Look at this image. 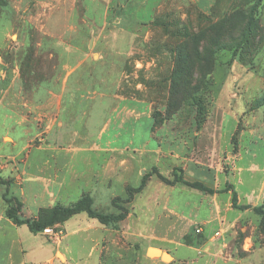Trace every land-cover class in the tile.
I'll return each mask as SVG.
<instances>
[{"label": "rangeland", "instance_id": "1", "mask_svg": "<svg viewBox=\"0 0 264 264\" xmlns=\"http://www.w3.org/2000/svg\"><path fill=\"white\" fill-rule=\"evenodd\" d=\"M143 1L157 7L151 13L147 43L143 41L136 47V53L127 56L121 54L124 49L117 51L118 45L108 44L111 39L108 45L94 44L95 38L91 46L87 42L83 46L87 60L80 65V56L71 59V69L75 71L68 79L72 88L68 98L72 104L68 122L61 129L57 125L49 129L42 121L32 125L29 107L37 95L32 91V82L47 86L56 77V86L59 85L58 78L65 75L59 71V65L68 62L70 54L66 42L75 38L79 41L85 21L106 25L104 33L109 34L114 26L123 24L125 27L132 17L130 7L140 6ZM214 1L114 0L112 3L110 0L99 13V4L93 0H0V56L3 61H0V102L12 106L14 121L4 127L0 125V177L5 181L0 184V216L7 218V210L16 207L14 199L23 203L20 218L34 220L43 218L46 211L56 206L70 207L84 196L91 198L92 209L99 213L126 214L122 221L102 225L81 212L41 233L51 252L59 243L69 249L72 264H225L214 256L217 248L218 257L233 264L249 259L248 256L264 247L262 215L253 210L258 207L264 211L263 197L257 205L239 210L234 209L232 200L225 196L202 199L198 190L181 184L172 187L159 177L173 180L176 173L189 182L200 179L209 187L224 189L230 185L233 190L244 180L238 185L239 192L260 191L264 177V146L255 152V144L263 142L251 137L253 134L264 136V43L256 54L246 55L252 58L250 65H243L238 59L230 60V52L218 54L208 86L204 85V77L195 73V85L200 91L197 94L189 92L186 95L184 85L176 82L171 86L168 81L175 58L172 51L179 39L174 33L179 25L187 24L197 34L200 25H207L205 21L199 24L201 12L212 16L215 7L217 16L211 19L216 22L231 13L236 2L243 4L248 0H217L216 4ZM253 2L256 18L263 29L258 33L260 36L264 34V0ZM162 21H167L166 28L157 24ZM27 23L32 27L26 26ZM21 33L32 34L30 39L33 38L36 47L34 56H29V39L19 40ZM231 36H240L237 27L231 31ZM114 51L118 53L115 55ZM17 56H21L19 73L23 82L10 87ZM143 65L146 68L141 72ZM117 85L121 86L119 92L124 91L128 96L131 92L137 93L135 87L142 85L140 88L144 91L137 95L146 100L151 116L138 125L134 141L125 125L120 139L114 142V147L122 152L119 185L107 190L92 189L80 199L74 194L69 200H53L47 189L32 187L30 182L25 184L23 174L29 172L30 164L24 161L31 150L63 148L65 143H72L69 141L71 132L91 137L86 142L81 141L84 145L92 144L102 131L105 140L113 133L115 123L103 117V98L97 93L114 92ZM78 89L81 92H74ZM87 96L94 108L86 118L82 115L81 121V116L73 112H77L79 100ZM24 116L28 118L23 120ZM16 120L19 123L16 124ZM143 127L151 131V138L144 135ZM205 128L218 135L214 147L210 146V133H202ZM199 140L200 148L197 147ZM242 146L247 149L241 151ZM238 168L242 169L241 173H237ZM198 170L202 176L195 177ZM238 205L245 204L238 200ZM212 210L214 220L208 224L203 216L207 217ZM190 221L192 225H188ZM150 248L168 253L170 260L149 257ZM57 258L63 259L60 253Z\"/></svg>", "mask_w": 264, "mask_h": 264}, {"label": "crops", "instance_id": "2", "mask_svg": "<svg viewBox=\"0 0 264 264\" xmlns=\"http://www.w3.org/2000/svg\"><path fill=\"white\" fill-rule=\"evenodd\" d=\"M93 1L99 4V13H102L103 8H105V2H107L108 5V2L110 0ZM113 1L114 0H112V3ZM215 2L216 0L214 1V3ZM130 9V14L132 17L129 24H127L125 27L123 26V24L119 27L114 26V30H111L110 34L104 33L106 25H103V23V26H101V24L99 25L98 22H94L93 24H89V22L87 23L86 21L84 22V25L80 30V36H78L79 41H76L75 38L74 41L73 39H71L72 42H66L67 47L69 48H66V50L68 49V53L70 54L67 55L68 62L64 61L61 65H59V71L65 73V75H63V77L61 78H58V81L60 82L58 86H56V77H53V79L50 80L51 82H49L47 86H43L38 83L34 84L32 82V91L33 93L37 94L31 100L29 107L31 109L32 125H39L38 122L42 121L43 123H47L49 125V129L52 128L53 125H57L59 126L58 128L61 129L64 128V123L68 122L67 120L70 118L69 107L72 106L71 100L68 99L69 93L72 92V88L68 86V79L71 73L75 71L74 69H71L73 68L71 59L72 56H80L82 60L80 65L87 60V54L83 48V46L87 42L88 46H91L93 39L95 38L94 44L101 43L103 45H106L108 43V40L111 39V42H109L108 44L112 43L115 46L118 45L119 47L117 46V51L120 52L119 50L124 49V53L121 54L127 56H130V54L132 53H136V47H138L139 44L143 43V41L147 43L150 37L151 26L149 22L152 19L151 13L155 12L157 7L155 8L153 4L143 1L140 6L134 5L133 7L131 6ZM106 13L107 8L105 10V14ZM26 26L30 28L32 27L28 23L26 24ZM73 28L76 30L75 27ZM33 29L35 28L33 27ZM95 34L99 35L95 37ZM26 39L27 33H21L19 35V40L25 42ZM75 43L79 44L76 46L74 45ZM118 52L114 51L113 53L116 55ZM19 57L21 58V56H17L16 58V66L15 69H13V78L11 79L12 82L10 83V87L14 86V84L17 83L19 85H22L23 82L19 73L22 65ZM62 60H66V58H62ZM0 61L3 62L1 56ZM6 67H8V65ZM145 68V65H143L141 70L139 71L144 72ZM125 70L127 72V69ZM117 86V90L115 88L114 92L104 90L97 93L100 97L103 98L101 99L102 105L105 108V114H103V117L108 118V122L115 123V129L113 133L110 136L108 135L105 140V133L102 131L99 133V135L95 136L92 144L84 145L81 143V141L86 142L91 137L89 138L86 134L84 135V133L80 134L71 132L69 141L72 143H65V145H63V148L49 147L31 150V154H27L26 160L24 161V164H30L29 172H25L23 174L25 177V184L27 182H30L31 184H29L32 187L35 186L36 188L47 189V191H49V197L53 200H69L74 197V194L75 196H77L76 198L80 199V197H82L87 192L89 193V191L92 189L99 188L101 190H107L109 188H112L113 186L119 185L121 179L119 173V157L122 152L119 148L114 147V142L120 139L121 132L123 133V131L125 130V125H128L126 131L129 132V136L132 138L131 140L134 141L137 136L138 125L142 121L145 122L146 118L149 120L151 116L148 103L146 102V100L141 99L137 95L138 92L143 93L144 89L140 88L142 85H137L135 87V90L138 92H131L129 94L130 96H128V93L124 91L119 92V87L121 86ZM122 89H124V87H122ZM76 91L81 92L80 89L74 90V92ZM88 99V96L86 98L80 99L77 103V112H73L78 116H81V121H83L82 115L83 118H86L89 112H91L94 108V104ZM11 109L12 106H9L8 102H0L1 126L4 127L9 123L14 122L13 117L11 116ZM27 118L28 116L22 117L23 120H26ZM15 123H19V120H16ZM5 130L6 132L8 131L6 127ZM142 130L145 136L147 135L148 138H151L152 133L150 130L147 132L144 127L142 128ZM204 132L210 133V130H207V128H205L203 129L202 133ZM217 136L218 135L216 133H210V146L214 147V143L218 139ZM219 136L221 137L222 135L220 134ZM252 136L253 137L251 138L256 137L264 144V136L262 134H253ZM224 137L225 136L223 135V138ZM64 140L66 141V139ZM200 142L201 140H199V144L197 146L198 148H200ZM263 144H255V152H257L258 147L263 148ZM143 146L146 147L144 144ZM243 149H247V146H242L241 151ZM11 153L8 154L12 155ZM132 171L134 172L133 168ZM241 172L242 169L238 168L237 173ZM196 176H202L201 170L197 174H195V177ZM136 179L137 177L133 178L132 181H135ZM197 181L201 182L200 179H198ZM243 182L244 180H242V182H240L238 185H242ZM177 185L178 184H176L175 186ZM238 185H236V188H234V190L232 186L229 185L228 187L231 189L222 193L209 194L200 190L198 191L200 198H212L213 200L219 198L220 196H225V199L232 200L233 191H235L237 193L238 200H241V203L252 206L257 205L258 201L262 197L264 198V177L262 178L260 191L258 193L252 190L247 194H243L238 191ZM228 187H225L224 189ZM209 188L216 191L224 190L214 187ZM109 194L110 193H107L106 196L109 197ZM244 199H246L247 201L245 202ZM214 215L215 212L214 210H212L208 213L207 217L203 216V218L207 219L206 222H208L209 224L212 222V220H214ZM197 218L199 219V217ZM192 224L193 222L190 221L188 225ZM41 236L42 234L35 235L31 233L26 225H16L11 220L1 215L0 264H72V261L68 256L69 249L63 248L61 243H59L58 245L56 244L57 246L55 250L51 252L49 248H46L48 244H46L47 242ZM216 248L217 245L214 246V249ZM263 250L264 247L259 248L251 256H248L249 259H243L238 262H234L233 264H264V253L262 252ZM217 252H219L218 248L216 253H214V256L218 259L223 260L225 264H228L229 260H224L218 257ZM59 253L63 257L62 260L57 258V255Z\"/></svg>", "mask_w": 264, "mask_h": 264}, {"label": "trees", "instance_id": "3", "mask_svg": "<svg viewBox=\"0 0 264 264\" xmlns=\"http://www.w3.org/2000/svg\"><path fill=\"white\" fill-rule=\"evenodd\" d=\"M216 2L214 4H216ZM235 5L236 8L231 13H226L216 22H213L211 19L212 17L217 16L214 7L215 5L213 6L214 8H212V16H205V14L201 12L198 16L199 19H201L199 24L205 21L207 25L205 27L200 25L197 34L193 32V29L187 24L179 25V30L176 31L177 33H174L179 39L175 44L174 51H172L175 58L173 60L170 78L168 79L171 86L173 83L179 82V84L184 85L183 92L186 95L189 92L190 95L200 92L198 86L195 85V73L201 74L205 80L204 85L208 86V81L215 72L217 55L223 51L230 52L232 55L230 56V60L238 59L243 65L251 64L252 58L246 55L256 54L258 47L264 43V34L258 36V33L261 32L262 28L260 22H258V18H256V6L253 0H248L243 4L236 2ZM166 22L167 21H162L157 24H162L161 27L166 28L168 25ZM235 27H237L240 32V36L238 37L231 36V31ZM165 33H168L167 30ZM31 37H33L32 34L27 33V39L30 41L28 47L31 51L29 56H34L36 54V47L35 43H33V38L30 39ZM256 38H258L257 43ZM201 64H204L205 66H202ZM190 86L193 87L190 88ZM194 89H196L197 92L196 90L193 91ZM179 171L181 172L182 169L180 168ZM159 177L163 182L170 186L182 184L189 188L197 189L209 194L222 193L231 189L228 187L224 190L216 191L201 182L186 181L183 176H177L176 173H174L173 180H168L162 176ZM0 184H5V181L1 177ZM14 201L16 207L7 210V218L16 225H26L30 232L35 235L41 234L55 224L64 222L81 212L87 213L90 218L97 220L102 225L119 222L126 218V214L106 215L93 210L91 207V198L84 196L70 207L56 206L50 211H46L47 215L43 218L34 220L22 219L20 218V213L23 208V203L17 199H14ZM232 203L235 209L246 210L251 208V206L248 205H238V197L235 191H233ZM253 210L262 215V225L264 229V211L258 207H254Z\"/></svg>", "mask_w": 264, "mask_h": 264}, {"label": "water", "instance_id": "4", "mask_svg": "<svg viewBox=\"0 0 264 264\" xmlns=\"http://www.w3.org/2000/svg\"><path fill=\"white\" fill-rule=\"evenodd\" d=\"M150 249L155 250L157 254H156V255H150V254H149ZM150 249H149L148 252H147V255H148L149 257H151V256H158V257L161 258L163 261H166V260L164 259L165 256H170L168 253L162 252L161 250H159V249H157V248H150ZM170 257H171V256H170Z\"/></svg>", "mask_w": 264, "mask_h": 264}, {"label": "bare ground", "instance_id": "5", "mask_svg": "<svg viewBox=\"0 0 264 264\" xmlns=\"http://www.w3.org/2000/svg\"><path fill=\"white\" fill-rule=\"evenodd\" d=\"M149 254L150 255H156L157 253H156V251L155 250H153V249H150V251H149ZM165 260H170V256H165V258H164Z\"/></svg>", "mask_w": 264, "mask_h": 264}]
</instances>
